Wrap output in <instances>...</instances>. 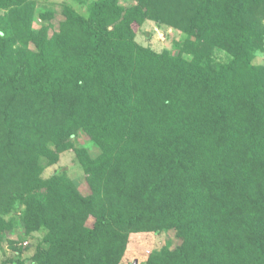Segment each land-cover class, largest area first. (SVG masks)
I'll return each instance as SVG.
<instances>
[{"label":"trees","instance_id":"trees-1","mask_svg":"<svg viewBox=\"0 0 264 264\" xmlns=\"http://www.w3.org/2000/svg\"><path fill=\"white\" fill-rule=\"evenodd\" d=\"M137 1L0 30V234L19 201L37 264H120L131 234L169 229L182 244L147 264H264V0ZM166 16L177 54L135 39ZM68 149L89 194L42 176Z\"/></svg>","mask_w":264,"mask_h":264},{"label":"rangeland","instance_id":"rangeland-1","mask_svg":"<svg viewBox=\"0 0 264 264\" xmlns=\"http://www.w3.org/2000/svg\"><path fill=\"white\" fill-rule=\"evenodd\" d=\"M95 0H26L22 7L17 5L10 8L0 7V30L8 29L12 31L17 22L31 21L34 28H40L43 24L42 13H52L55 11V26L63 18L62 11L66 6H72L84 16H89V7ZM126 7L138 3L137 0H120ZM162 22L147 19L138 28L136 41L157 52L169 51L177 54L180 51L178 41L181 40L182 33L172 26L169 19L165 18ZM8 33V32H7ZM214 58L217 62H227L230 60L225 50L215 49ZM257 65H264V48L257 51L254 59ZM76 139V146L85 147L93 156L100 152L98 145L88 137ZM45 170L42 174L44 178H49L57 174L63 178L73 180L84 194L90 193V187L83 171L82 164L75 149H68L59 154V159L55 164L49 165L48 159H43ZM11 223V230L0 234V264H37L34 255L39 247H44L43 237L45 230H35L27 232L25 224V213L23 205L18 201L11 211L2 212ZM93 219L89 220L92 225ZM182 239L177 236L176 229H169L160 233L155 232H136L131 234L128 248L120 264H147L156 256L164 251H173L182 244ZM163 263V262H162Z\"/></svg>","mask_w":264,"mask_h":264}]
</instances>
